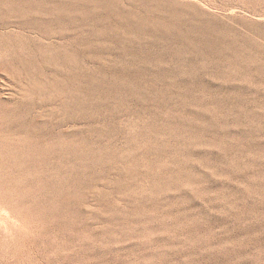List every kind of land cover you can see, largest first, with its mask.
I'll use <instances>...</instances> for the list:
<instances>
[{
  "label": "rangeland",
  "instance_id": "obj_1",
  "mask_svg": "<svg viewBox=\"0 0 264 264\" xmlns=\"http://www.w3.org/2000/svg\"><path fill=\"white\" fill-rule=\"evenodd\" d=\"M0 264H264V0H0Z\"/></svg>",
  "mask_w": 264,
  "mask_h": 264
}]
</instances>
